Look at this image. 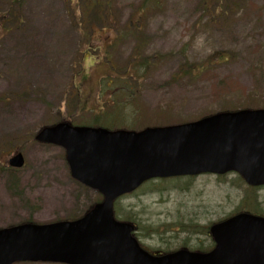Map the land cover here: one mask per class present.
Segmentation results:
<instances>
[{
  "label": "rangeland",
  "instance_id": "rangeland-1",
  "mask_svg": "<svg viewBox=\"0 0 264 264\" xmlns=\"http://www.w3.org/2000/svg\"><path fill=\"white\" fill-rule=\"evenodd\" d=\"M0 16V228L77 220L101 198L72 179L64 149L35 140L44 127L139 132L264 109V0H0ZM14 152L23 169L8 168ZM236 180L162 179L116 207L150 235L172 229L139 230L147 249L209 248L212 224L254 206Z\"/></svg>",
  "mask_w": 264,
  "mask_h": 264
},
{
  "label": "water",
  "instance_id": "water-1",
  "mask_svg": "<svg viewBox=\"0 0 264 264\" xmlns=\"http://www.w3.org/2000/svg\"><path fill=\"white\" fill-rule=\"evenodd\" d=\"M37 140L65 148L72 177L104 201L77 221L0 230V264H264V220L238 215L211 229L208 254L180 250L153 256L114 217V201L151 179L239 173L264 185V110L220 113L197 122L141 132L60 123ZM24 166L20 153L11 159Z\"/></svg>",
  "mask_w": 264,
  "mask_h": 264
},
{
  "label": "flooded vegetation",
  "instance_id": "flooded-vegetation-1",
  "mask_svg": "<svg viewBox=\"0 0 264 264\" xmlns=\"http://www.w3.org/2000/svg\"><path fill=\"white\" fill-rule=\"evenodd\" d=\"M244 188L247 189V190L255 191V200H254V203H253L254 210H252V211L249 210L247 202H242V208L244 209V210H242V214H250V215L256 216L258 218L264 219V210H262L263 203L259 202L260 199L258 197V195H259L258 192L264 190V186H259V187H255V188L254 187L245 186ZM244 195H246V194H244ZM245 198H247V196H245ZM134 225L137 227L136 224H134ZM142 233H145V231H143ZM163 249L165 251H169L170 250V249H165V248H163ZM165 251L159 250V254H162Z\"/></svg>",
  "mask_w": 264,
  "mask_h": 264
},
{
  "label": "trees",
  "instance_id": "trees-1",
  "mask_svg": "<svg viewBox=\"0 0 264 264\" xmlns=\"http://www.w3.org/2000/svg\"><path fill=\"white\" fill-rule=\"evenodd\" d=\"M100 7H102V6H100ZM105 16V15H104ZM106 17V16H105ZM3 20V17L2 16H0V21H2ZM142 68H145V66H143ZM193 68V67H192ZM192 68L190 67L188 70H187V72H189L190 74H191V76H193V74H194V71H192ZM193 70H197L196 72L198 73V77L200 76V75H203V74H205V73H207V71H209V68H207V67H200V68H198V67H195ZM194 77V76H193ZM100 108V110H101V113L100 114H98L102 119L104 118L107 122H108V120H107V115H105V114H103V108L102 107H99ZM94 110H96V109H94ZM100 117H98V118H100ZM110 123H112L111 121H110ZM104 124H107V123H104ZM102 122H100L98 119H95L92 123H91V125L93 126V127H104L105 125H104ZM109 124V123H108ZM107 124V125H108ZM113 126V125H112ZM100 200L101 199H99L98 200V202H100ZM97 202V201H96ZM97 202V203H98ZM93 206H91V208H92ZM90 208V209H91ZM129 218V217H128ZM194 230H196L195 228H194ZM188 231H191V229L190 228H188ZM196 232L197 233H200V231H198V230H196ZM206 232V231H205ZM198 249L201 251V249L202 248H200V247H198Z\"/></svg>",
  "mask_w": 264,
  "mask_h": 264
}]
</instances>
